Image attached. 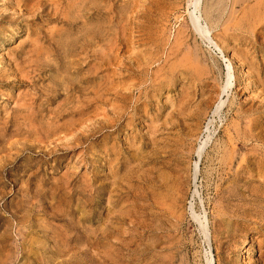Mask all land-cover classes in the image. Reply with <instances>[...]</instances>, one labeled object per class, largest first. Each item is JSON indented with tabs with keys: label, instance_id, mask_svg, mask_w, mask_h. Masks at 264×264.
Masks as SVG:
<instances>
[{
	"label": "rangeland",
	"instance_id": "374dc122",
	"mask_svg": "<svg viewBox=\"0 0 264 264\" xmlns=\"http://www.w3.org/2000/svg\"><path fill=\"white\" fill-rule=\"evenodd\" d=\"M189 1L0 0V264H264V0Z\"/></svg>",
	"mask_w": 264,
	"mask_h": 264
},
{
	"label": "bare ground",
	"instance_id": "6f19581e",
	"mask_svg": "<svg viewBox=\"0 0 264 264\" xmlns=\"http://www.w3.org/2000/svg\"><path fill=\"white\" fill-rule=\"evenodd\" d=\"M221 1H224V0H217V4L219 3V2H221ZM232 1V0H231ZM239 3H241V2H239ZM216 4V5H217ZM230 5V4H229ZM185 6V5H184ZM187 6V5H186ZM234 6V5H233ZM185 9V8H184ZM187 9V8H186ZM206 9V8H205ZM19 10V9H18ZM33 10V9H32ZM224 10V9H223ZM187 11V10H186ZM188 11H189V20H190V25L192 26V31H195V33L199 36V39L201 38L202 40H206L207 42H210V43H212V41H211V39H209V36H208V34H209V29H208V27L206 26V24H202L201 22H204L205 20H204V18H202V7H201V3H200V0H190L189 2H188ZM208 11V10H207ZM6 12V11H5ZM204 12V11H203ZM226 12V11H225ZM206 15L205 16H208L207 15V13H205ZM57 15V14H56ZM228 16V15H227ZM232 16V15H231ZM210 17V16H209ZM28 18V17H27ZM206 18V17H205ZM228 18V17H227ZM29 19V18H28ZM163 20V19H162ZM208 20V19H207ZM220 20V19H219ZM226 20V19H225ZM223 21V20H222ZM227 22V21H226ZM229 22V21H228ZM221 23H223V22H221ZM217 24V23H216ZM189 25V26H190ZM209 25V24H208ZM224 26V25H223ZM37 27V26H36ZM49 30V29H48ZM53 30V29H52ZM35 34V33H34ZM121 37V36H120ZM33 38V37H32ZM168 39V38H167ZM178 42V41H177ZM208 44V43H207ZM19 45V44H18ZM197 46V45H196ZM31 47V46H30ZM113 47V46H112ZM215 47V46H214ZM215 49V48H214ZM88 50V49H87ZM108 50H111V48L110 49H108ZM205 50V49H204ZM90 51V50H89ZM216 51H218V50H216ZM220 51V50H219ZM226 51V50H225ZM34 52V51H33ZM101 53V52H100ZM133 55V54H132ZM128 56V55H127ZM185 56V55H184ZM184 56H182V57H184ZM86 57V56H85ZM180 57V56H179ZM182 57H180V58H182ZM230 57H232V56H230ZM180 58H178V59H180ZM207 59H208V57H207ZM232 59V58H231ZM203 60V59H202ZM223 60V59H222ZM148 61V60H147ZM208 61V60H207ZM212 61V60H211ZM254 62V61H253ZM95 63V62H94ZM176 63V62H175ZM225 63V65L224 66H226V74H225V78H226V80L224 81L225 82V84H223V86L222 87H220V89H221V92H222V94L224 95V94H227V92L230 90V88H231V81L233 80L232 79V75H231V71H230V66H229V63L227 62V61H225L224 62ZM196 64V63H195ZM92 65V64H91ZM107 66V65H106ZM17 67V66H16ZM26 67V66H25ZM124 67H125V65H124ZM134 68V67H133ZM123 69H125V68H123ZM173 69V68H172ZM89 72V71H88ZM97 72V71H96ZM18 73V72H17ZM245 73V72H244ZM116 76V75H115ZM21 78V77H20ZM144 80V79H143ZM134 83V82H133ZM245 83V82H244ZM129 85V84H128ZM144 86V85H143ZM249 89V88H248ZM126 90V89H125ZM186 90V89H185ZM196 91V90H195ZM193 92V94L192 95H187V96H189V103H188V108H189V104H190V102H192V96L194 97H197V96H200L201 97V99H198V101L196 102V100H194V103H195V105L192 107V109L191 108H189V110H188V108H187V113L185 114V112H186V107H184V106H186V105H184V103H182V104H180L182 107H181V114H185L184 116H185V118H181L180 120H179V122H178V126H179V128L182 130V131H184V130H186L187 128L189 129V128H191L190 127V125L189 126H187V127H185V125H184V121H185V119L186 120H190V122L191 121H193V120H196L197 122L199 121V118H200V114H199V109L201 108V106H203V104H204V100H203V98H202V95H199V94H197L196 92ZM258 92V91H257ZM186 93V92H185ZM252 94V93H251ZM205 96V95H204ZM254 96V95H253ZM186 98V97H185ZM184 98V99H185ZM183 99V100H184ZM196 99V98H195ZM252 99H254V98H252ZM83 100V99H82ZM182 100V99H181ZM188 100V99H187ZM15 102V101H14ZM139 102V101H138ZM213 102V101H212ZM100 103V102H99ZM193 103V104H194ZM222 105H223V101H221V100H219V102L217 103V104H215V107L213 108V110H212V116L214 115V114H217L218 112H220V110H221V107H222ZM171 106H173V105H171ZM191 107V106H190ZM244 108V107H243ZM84 109V108H83ZM245 109V108H244ZM111 110V109H110ZM180 110V109H179ZM103 113V112H102ZM105 113V112H104ZM40 114V113H39ZM96 114V113H95ZM105 115V114H104ZM216 116V115H215ZM110 117V116H109ZM165 117V116H164ZM225 119V118H224ZM209 120H211V119H209ZM96 121V120H95ZM182 122V123H181ZM190 124V123H189ZM209 124H211V121H208V123H207V125H205V129L206 130H208V125ZM198 126V123L196 124V125H193V128L195 129L196 127ZM158 127V126H157ZM165 127V126H164ZM197 129V128H196ZM85 130V129H84ZM198 130V129H197ZM189 131V130H188ZM187 131V132H188ZM193 131V130H192ZM192 131H189V133L191 132L192 133ZM194 132V131H193ZM208 132V131H207ZM211 132V131H210ZM188 133V134H189ZM190 133V134H191ZM204 133V132H203ZM171 134V133H170ZM188 134H187V136H188ZM189 134V135H190ZM185 135V134H184ZM179 136V135H178ZM185 137V136H184ZM78 139V138H77ZM147 140V139H146ZM165 142V141H164ZM200 143V142H199ZM182 144V143H181ZM181 144H180V146H181ZM206 144H207V141L205 142V146H206ZM183 145V144H182ZM136 146V145H135ZM138 146V145H137ZM160 147V146H159ZM24 149V148H23ZM55 149V148H54ZM202 151H203V147L202 146H199V148H197L195 151H194V153H195V155L198 157V158H200L201 157V154H202ZM205 154V153H204ZM181 156V155H180ZM185 156V155H184ZM219 156V155H218ZM225 156H226V154H225ZM228 156V155H227ZM158 157V156H157ZM183 157V156H182ZM182 157H180V158H182ZM219 158V157H218ZM221 161L223 160L224 161V155H222L221 157ZM230 159L229 160H231V164H232V161H234L235 160V158L231 155L230 157H229ZM161 159H163V158H161ZM183 159V158H182ZM158 160H159V158H158ZM165 160V159H164ZM179 160V159H178ZM175 161V160H174ZM177 161V160H176ZM220 161V160H219ZM178 162V161H177ZM171 163V162H170ZM176 163V162H175ZM219 163V162H218ZM230 163V162H229ZM162 164H163V166L165 167H167L168 166V168H170V166H169V164H167V163H163L162 162ZM224 164V163H223ZM173 165H175V164H173ZM221 165V164H220ZM219 165V166H220ZM179 165H175L174 167V169H172L173 167H171V169L173 170V171H177V169H179V167H178ZM222 166V165H221ZM178 167V168H177ZM181 171V170H180ZM179 172V171H178ZM197 163L194 165V169H193V180L195 181V179H196V177H197ZM213 172V171H212ZM178 174V173H177ZM180 174V173H179ZM173 175H175V174H172V176ZM181 175V174H180ZM179 178H181V176H179ZM179 178H177V180L179 179ZM171 179V178H170ZM175 180V179H174ZM182 180V179H181ZM172 181H173V179H172ZM172 181H171V184H172ZM170 184V185H171ZM180 184H182V181H181V183ZM173 185V184H172ZM174 185H175V183H174ZM179 185V184H178ZM138 186V185H137ZM164 186H165V184H164ZM177 186V185H176ZM167 187H168V184H167ZM166 187V188H167ZM173 187V186H172ZM171 187H169L168 189H170ZM195 188V187H194ZM171 190V189H170ZM173 190H175V187H174V189ZM173 190H172V192H173ZM171 192V193H172ZM173 195V194H172ZM172 198H174V197H172ZM170 199V198H169ZM172 200H174V199H172ZM143 201V200H142ZM170 216V215H169ZM168 216V217H169ZM199 217V216H198ZM197 216H195V214L192 216V219L194 220V222L196 223V225H197V227L199 228V232L201 233V235L202 236H204V237H206V229H205V217L202 219V221L203 222H201V218L199 219ZM230 219V218H229ZM152 233V232H151ZM186 238V237H185ZM199 241V240H198ZM186 243V242H185ZM191 245V244H190ZM263 261V260H262ZM263 263H264V261H263ZM208 264H212V260H211V262H209ZM262 264V263H261Z\"/></svg>",
	"mask_w": 264,
	"mask_h": 264
}]
</instances>
